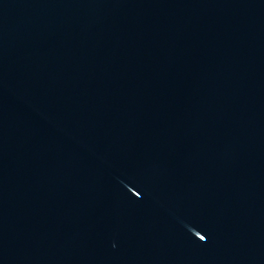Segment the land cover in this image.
<instances>
[{
	"label": "water",
	"instance_id": "95a60500",
	"mask_svg": "<svg viewBox=\"0 0 264 264\" xmlns=\"http://www.w3.org/2000/svg\"><path fill=\"white\" fill-rule=\"evenodd\" d=\"M0 264H264V0H0Z\"/></svg>",
	"mask_w": 264,
	"mask_h": 264
}]
</instances>
